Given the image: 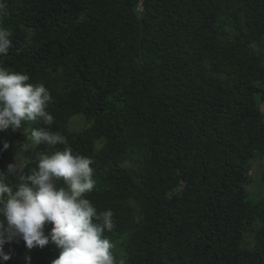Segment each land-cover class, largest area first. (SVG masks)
<instances>
[{
  "label": "trees",
  "instance_id": "trees-1",
  "mask_svg": "<svg viewBox=\"0 0 264 264\" xmlns=\"http://www.w3.org/2000/svg\"><path fill=\"white\" fill-rule=\"evenodd\" d=\"M0 3L12 33L0 66L52 96L53 123L21 127L59 132L93 160L85 198L114 214L103 235L116 264H264V0ZM16 139L25 136L0 131V172L13 190L41 155L65 147L35 144L23 159ZM4 251L11 259L0 264L59 255L19 237Z\"/></svg>",
  "mask_w": 264,
  "mask_h": 264
},
{
  "label": "clouds",
  "instance_id": "clouds-1",
  "mask_svg": "<svg viewBox=\"0 0 264 264\" xmlns=\"http://www.w3.org/2000/svg\"><path fill=\"white\" fill-rule=\"evenodd\" d=\"M4 7L0 3V15ZM11 35L0 25V57L12 47ZM29 79L27 73L0 66V131H15L23 122L36 120L45 125L53 123V116L46 111L52 100L50 92L43 84L28 83ZM26 139L27 136L16 139L13 149ZM31 139L36 145L65 147L51 155H41L32 174L19 177L16 190L5 182V172H0V260L11 259L4 245L19 237L28 249L53 244L59 255L52 264H116L113 244L103 235L115 228L114 214L110 209L98 214L85 198L95 186V170L90 166L93 160L73 154L66 137L59 132L41 127L32 130ZM8 147L5 142L3 149ZM17 171L13 163L6 173L12 175ZM47 225L51 228L46 234Z\"/></svg>",
  "mask_w": 264,
  "mask_h": 264
},
{
  "label": "rangeland",
  "instance_id": "rangeland-1",
  "mask_svg": "<svg viewBox=\"0 0 264 264\" xmlns=\"http://www.w3.org/2000/svg\"><path fill=\"white\" fill-rule=\"evenodd\" d=\"M261 107H262V111L264 112V103H262ZM82 125H83V121H82V119L80 117H77L75 119L73 118L72 121H71V129L72 130L73 129H80V128H82ZM22 129L23 128L21 127V128L16 129V131L22 133L25 136H27V139L24 142H20V143L16 144L14 149H15V152L21 158L25 159L32 153V148H33V146L35 144L32 142L31 135H29L28 132H26V131H24ZM262 162H263V165H264V158H263ZM255 172H256L257 175L259 174V170L257 168H255ZM251 175H254L253 171L251 172ZM34 248H32V249H34ZM22 258L23 259H27L26 256H23ZM26 261H28V260H26Z\"/></svg>",
  "mask_w": 264,
  "mask_h": 264
},
{
  "label": "water",
  "instance_id": "water-1",
  "mask_svg": "<svg viewBox=\"0 0 264 264\" xmlns=\"http://www.w3.org/2000/svg\"><path fill=\"white\" fill-rule=\"evenodd\" d=\"M25 264H31L30 262H26Z\"/></svg>",
  "mask_w": 264,
  "mask_h": 264
}]
</instances>
